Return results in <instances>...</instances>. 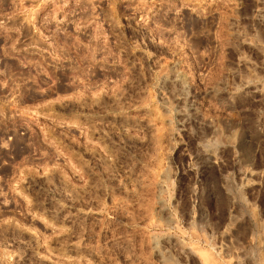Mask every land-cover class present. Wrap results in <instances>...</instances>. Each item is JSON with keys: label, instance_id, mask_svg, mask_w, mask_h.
<instances>
[{"label": "rangeland", "instance_id": "1", "mask_svg": "<svg viewBox=\"0 0 264 264\" xmlns=\"http://www.w3.org/2000/svg\"><path fill=\"white\" fill-rule=\"evenodd\" d=\"M0 264H264V0H0Z\"/></svg>", "mask_w": 264, "mask_h": 264}]
</instances>
